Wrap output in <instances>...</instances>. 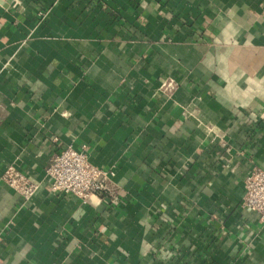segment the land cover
I'll list each match as a JSON object with an SVG mask.
<instances>
[{
	"label": "crops",
	"instance_id": "crops-1",
	"mask_svg": "<svg viewBox=\"0 0 264 264\" xmlns=\"http://www.w3.org/2000/svg\"><path fill=\"white\" fill-rule=\"evenodd\" d=\"M70 144L115 201L51 190ZM256 166L264 0H0V264H264Z\"/></svg>",
	"mask_w": 264,
	"mask_h": 264
},
{
	"label": "built area",
	"instance_id": "built-area-1",
	"mask_svg": "<svg viewBox=\"0 0 264 264\" xmlns=\"http://www.w3.org/2000/svg\"><path fill=\"white\" fill-rule=\"evenodd\" d=\"M166 90L173 88L172 82H163ZM51 190L55 193L71 194L84 202H93L92 197L116 200V190L108 170L94 164L85 150H78L72 144L62 148L51 159L46 169ZM2 179L23 198H30L38 184L10 164ZM242 206L256 212L264 223V168L254 167L245 179V193Z\"/></svg>",
	"mask_w": 264,
	"mask_h": 264
}]
</instances>
